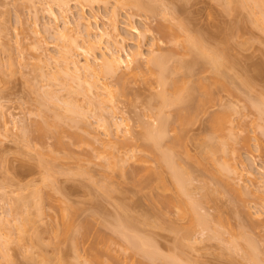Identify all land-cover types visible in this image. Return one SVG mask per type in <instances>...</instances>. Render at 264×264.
I'll list each match as a JSON object with an SVG mask.
<instances>
[{"label": "rangeland", "instance_id": "1", "mask_svg": "<svg viewBox=\"0 0 264 264\" xmlns=\"http://www.w3.org/2000/svg\"><path fill=\"white\" fill-rule=\"evenodd\" d=\"M61 1L0 0V227L3 225L0 229V237L2 238H0V241L4 242L6 237L9 238L5 240L7 241L6 244L0 243L4 252L8 254L6 258L0 254V264H6L9 258L13 264H61L63 261L67 264L66 262L70 260L68 264H75L76 261H78L77 264H86L84 259H90L91 256L88 258L90 254L87 250L88 253H85L84 249L90 236L96 232V235L101 232L102 235L99 234V236L104 237V239L108 236L107 241L109 240L108 244L112 249L110 254H113L114 257L111 260L105 257L108 261L106 262L104 254L101 253L106 264H132V262L140 264L141 262H138V260L141 258L144 261L145 256H140L139 253L141 252L138 253L137 250H132V243L129 245L130 239L127 240V242L130 241L129 243L122 239L125 236H122V232L119 233L121 229L117 226L120 223L114 218L117 213L122 211L118 212L120 208L122 209V207H119L122 201L124 207L126 204V210L135 214V216L137 215L136 217L138 215L141 217V214L148 216L149 223H144V221L142 223L141 220L143 218L145 220L146 217L141 218V222L137 220L140 219L139 217L136 218V221L132 219L134 221L132 222V228L135 226L134 223L138 221L135 229L139 232L132 230L135 233L138 232L137 237L141 234L144 236L141 237L147 242L149 239V243L151 238L153 243L151 245L157 247L156 249L162 253L157 254V256L163 257L155 256L156 258H153L154 264L155 262L156 264H172L171 261L174 264L177 259L180 260V264H183L184 261L187 264H253L249 256L247 257L248 254L243 251L244 249L240 248V245L246 248L247 243L251 241L258 248L255 247L257 250V252L255 250V253H258V255L256 254L258 257L256 260L260 259L261 263L264 264V201L261 200V198H264V119L262 118L264 116L258 112L262 116L259 117L256 108H250V104H246L249 105V108L245 105L246 100L248 101L251 97L253 99V96L259 90L264 91V78L261 80L257 76L259 79H255V76L253 82L251 81L254 86H249L250 88L246 89H243V85L240 83L243 81H241L242 78L248 77L249 79L251 75H255L256 71L259 70L258 67L264 64V29L257 25V21L255 22V19L257 20L261 16V10H263L261 8H264V6L261 8L254 7L253 9L252 5V8H250L248 4L247 9L244 6L243 9L236 6L239 9L237 10L235 7L232 8L234 3H231L230 0H142L157 8L156 11L151 6L154 8L151 11L150 6L140 7L142 9H139L124 4L123 0L100 1L91 6H85L82 2L80 4L79 0H69L68 4L64 6L60 4ZM49 6L58 14L57 18L47 12ZM179 6L180 9H178ZM172 8L175 11L177 9L180 11L182 8L184 11L182 10L183 14L181 15L184 17H181V12H176L180 17L178 15V19L174 18L175 14H170ZM113 16L120 29V39L122 40L119 45L122 46L121 53L123 56L125 55L124 49L128 53L139 52L140 55L138 61H136L137 63L132 64L134 75L131 76V79L128 76V81H130L125 89L128 90L124 94L117 93V101L115 102L117 108L112 109L109 102L105 101L99 110L97 106L95 107L97 104L93 102V99L97 92L100 91L101 93V89L91 88V91L86 90L93 78H89V75L85 76L86 79L84 77V80L89 82L84 81L83 83L82 81L80 84L83 78L77 80L66 77L60 72H56V68L59 65L61 51L64 47L66 49L67 46H69L68 48L72 53H75L78 63H85L86 55L81 47L83 48L85 44L82 35L87 26L86 22L89 21L94 26L97 25L108 30L111 24L109 21L113 20ZM247 18L251 20H248V23L246 22ZM243 19L246 20L245 26L242 25L229 30L233 24L236 27V22L237 24L244 23ZM158 20L173 25L181 20L189 26L207 28L206 30L214 34V36L211 35V37H214L210 40L211 45L224 46L222 49L225 48L223 52L227 53V60L229 61L228 66L224 69V74L229 80V83L226 82L229 87L225 84L226 87L221 88L218 83L213 86L211 95L214 98L211 97L209 100L210 102L213 101L211 103L207 101L208 103H205L207 107L204 105L205 107L201 108L203 111L197 110L198 113L194 114L193 120L191 119L190 123L184 125V132H182L183 130L180 131L184 134L181 137L180 133V138L184 139L183 141L180 139L181 142L179 140L182 144L178 143L179 145H176L175 143L174 136L179 132V128L175 123H173V128L170 126L169 129L168 126L167 129L169 130H167L166 138L163 141V146H171L173 143L177 146L173 147H176L175 154H177L174 155L176 156L174 158L175 163L183 167L182 170L189 173L187 183L189 184V190L186 188L185 193L191 195L180 194L182 197H178L195 200L194 198L199 199L203 194L206 195L205 191L213 192L212 195L210 194L213 198H208L205 201H203V198V203L200 202L201 208H198L199 214L201 213L203 216L206 214L208 220L205 219V225H202L205 227L209 225L207 228L204 226L202 228L201 224L199 226L197 223H193L190 220L192 217H189L194 215L187 216L189 214H186V216H182L174 207L167 208L160 205L161 211H164L165 214L164 219L161 220L159 216L157 217V209L153 207L150 201V196H154L155 192H149L147 187L137 186L132 182L133 177L138 175L136 174L137 171L140 174H146L152 180L153 174L151 175L150 171L156 170L162 173L165 178L164 181L168 185L167 191L160 190L163 195L166 194L169 199H174L170 195L173 196V194L179 192V188H174L171 183L169 168L161 166L162 164L157 162L154 153L150 152L147 149L148 147L145 146L147 140H143L142 135H139L141 139L137 136L139 132L143 131L144 125L146 126L148 122L156 124L155 104H157V101H151L154 97L150 96L160 90L156 74L149 69L150 63L145 62L146 60L143 58L150 57V50L154 54L170 50L174 54L168 64L176 70V59H184V61L189 62L194 57L192 54H187L181 44L174 45L166 42L167 38L165 39V37L160 40L159 35L150 28ZM66 21L73 27L70 36H73L75 44L72 39V42L66 38L60 39L56 32L67 25ZM129 25L139 26L142 35H138V32V34L132 32L129 28L127 29ZM193 26L190 27L192 30L194 29ZM228 26L230 27L228 28ZM222 28H224V32ZM225 28H228L229 31H226ZM140 30L138 29V31ZM180 33L178 32L176 36L181 39L183 35ZM154 41L157 43L153 45L152 42ZM97 43L93 49L88 50L90 54L98 55L102 52L100 47L107 43L106 37L103 38L101 43H98V46H96ZM76 44L80 48L76 47ZM86 46L85 44L84 47L86 48ZM194 66L190 79L195 80L198 77H203V75L207 77L212 75L208 67L202 64H195ZM52 72L57 74L54 76ZM176 72L171 75V78L176 77L175 79L178 78L181 81L189 80L182 69ZM246 74L247 76H245ZM109 78L106 77L105 80L110 88L113 90L116 87L119 88L116 81L111 77ZM209 79L213 80L214 76L212 75V78L209 77ZM79 84L82 85V88L78 86ZM179 84L181 83L179 82ZM68 86L70 88H67ZM51 94H54V97ZM90 97L91 102L89 101ZM98 97L105 99L104 94H100ZM71 102L77 106H70L73 105ZM67 108H70V110L67 111ZM174 109L175 107L168 106L165 113L174 114L176 110ZM222 110L226 111L228 119L224 124L225 128L222 127V133L218 132L217 134L214 131L218 130L212 129L213 126H210L209 121H211L210 118H213L211 117L212 114L217 115L223 112ZM59 112L64 115L62 113L59 115ZM101 113L102 117L100 119L98 116ZM61 115L65 116L63 122L60 121L62 119ZM67 115L70 117L69 119L66 118ZM74 117L76 120L73 119ZM41 119L44 120V123H48V126H53V129H49L48 136L43 134L42 138L40 135L38 138V134L36 137L33 136L36 134L35 122H41ZM113 119L122 122V127L126 124L125 128L129 129V132L124 134L122 128L117 129L112 125ZM49 120L54 122L50 123ZM102 120H104V123L107 122L106 125L110 122V125L105 126ZM66 121L70 123L66 124ZM32 132H35V134ZM55 133L59 134L61 140L57 138L58 134L57 136L54 135ZM71 133L76 135L75 139L83 137L76 140L73 138L76 141L73 143L71 138L75 135ZM224 133H226V137L228 136L227 138ZM221 134L223 135L221 136ZM53 135L56 137L55 139H53ZM242 136L249 137L248 153L239 150ZM172 139L174 140L173 143ZM218 139L220 141L223 139L225 143L227 141L228 145H224V142L221 143ZM218 143L224 145L227 152H223L222 150L225 148ZM218 145L221 149L217 148ZM56 146H59L60 149ZM232 151L235 152L232 153ZM110 153L115 154L117 158L124 157L127 159L128 155L131 156H128V160L124 159L126 162L119 158L122 167L117 164L114 168L116 169L118 166L120 169L109 171L107 169L109 167L106 168L105 163L109 160L110 156L108 155ZM229 155L232 157L230 158ZM140 157L144 160H140ZM244 159L247 162L243 161L246 163V169L251 171L252 175L244 171V168L241 169V160ZM111 161L113 162L112 157ZM230 165H232L231 167L234 166L237 171L235 169V171H231L233 169L231 167H229L231 170L226 171L228 169L226 166ZM221 166L226 167H224V171L220 169L221 174L226 171V175L222 174L225 176L220 181L221 177L219 176L221 175L218 169L222 168ZM79 170H81V173ZM132 170L136 172V175L133 176L132 172L130 174ZM216 174H219V176ZM105 175H107V178L109 175V179L105 178ZM131 176L133 177L131 178ZM216 176L219 177L218 182ZM45 180L46 182L48 180L49 183L47 182V184L51 183L49 185L52 186L51 188L44 185ZM154 181H156L155 177ZM103 185L108 186L103 187ZM108 187L109 190L112 189L111 192ZM36 188L42 189L39 190L41 196L49 197L50 195L49 199H47L48 197L45 199L44 197L39 198V203H41V205L38 203L39 208L34 205L36 202L28 201L34 200L32 196H34L33 192ZM105 188L109 193L105 194ZM45 189L48 195H45L47 193L44 194ZM236 191L240 193L238 194L239 198L237 197L238 192L235 195ZM210 195H206L205 198L210 197ZM63 206V210L67 207V213L72 214L70 217L74 221L73 228L84 230L83 227L85 226V234L90 235L83 237V239L86 237L87 243L85 240L84 243L79 240L83 235H79L76 239V242L79 240L78 250H82L81 252L78 250L77 252L73 251L72 242H74V239L61 240L64 238L58 233L62 230L60 224L63 220L59 211ZM121 217L116 218L121 220ZM217 217H220L221 221H217ZM209 220L211 223H209ZM207 223L208 225H206ZM75 225L78 228H75ZM210 225L211 228H214V231L213 228H210ZM57 227H60L61 230ZM16 228H18V231ZM242 228L244 234L241 232ZM56 230L59 231L56 232ZM4 232L7 236L4 235ZM53 232H55L54 235ZM73 232H70L69 238H72ZM214 232H220V234L217 233V236ZM2 235L5 237L4 239ZM18 237L23 238H19V241ZM235 241L240 245H237L238 243ZM234 243L235 245H233ZM79 244L81 249H79ZM1 250L2 248L0 253L3 252ZM75 252L76 254H74ZM79 252L81 255H79ZM81 256H87V258H81ZM165 256L173 257L175 260H172L173 258L167 260L164 258ZM62 257L66 259L64 260ZM145 259L150 260V258ZM149 264L153 263L149 262Z\"/></svg>", "mask_w": 264, "mask_h": 264}, {"label": "bare ground", "instance_id": "2", "mask_svg": "<svg viewBox=\"0 0 264 264\" xmlns=\"http://www.w3.org/2000/svg\"><path fill=\"white\" fill-rule=\"evenodd\" d=\"M68 1L69 0H62L61 2H60V4L61 5H67L68 4ZM80 2V4H81V2H82V4L84 5L85 4V6L86 5H89V6H91V5H93L94 3L96 4V2L97 3H99L100 1H102V2H104V1H106V0H79ZM124 2V4H128V5H130V6H135V7H137V8H139V9H142L143 7H149V8H152V7H154V5H149V4H147V3H145V2H143L142 0V2L140 1V0H123ZM231 1V3H234L233 4V6H232V8H239L240 9V7H242L241 9H243V6L247 9L248 7H247V5L249 4L250 6V8H252L253 7V9H254V7L256 8V7H259V8H261V7H263L264 6V0H230ZM148 5V6H147ZM251 5H252V7H251ZM152 6V7H151ZM237 6V7H236ZM50 7V6H49ZM140 7H142V8H140ZM183 7V6H182ZM155 8V7H154ZM154 8H152L151 9V11L152 10H154ZM237 8V10H239ZM250 8H249V10H250ZM157 8H155V10H156ZM178 9H180V6H179V8ZM177 9V10H178ZM261 9H263L264 10V8H261ZM144 10V9H143ZM147 10V9H146ZM175 11V9H173L172 8V10H171V13L170 14H175V16L174 15H172V16H174V18H177L178 17V15H177V13H180V15L181 14H183V9L181 8V10L179 11ZM183 10V11H182ZM263 10H261V16L259 17V19H255V22L257 23V25L259 26V27H261V28H263L264 29V11ZM157 11V10H156ZM166 11V10H165ZM167 11H169L170 12V10L169 9H167ZM173 11V12H172ZM175 11V12H174ZM251 11H252V9H251ZM47 12L50 14V15H52L54 18H57L58 17V14L56 13V12H54L53 11V8H47ZM177 12V13H176ZM185 12H186V9H185ZM155 13V12H154ZM185 14V13H184ZM177 15V16H176ZM180 15H179V17H180ZM183 15H181V17H182ZM178 17V18H179ZM184 17V16H183ZM177 18V19H178ZM244 20V23L242 22V20H240L242 23H239V24H237V22H236V27L234 26V24H233V26L231 27V29H229V30H232V28H238V26H242V25H246V22L248 23L249 21H251L249 18H247L246 20L245 19H243ZM249 20V21H248ZM240 21H238V22H240ZM246 21V22H245ZM109 22H111V24H110V27H109V29L107 30V29H104V28H100V27H98L97 25H92L89 21H87L86 22V29H85V31H84V34L83 33H81V34H83L82 36H83V41L85 42V44L88 46H86V48L84 47L85 46V44H84V46H83V48L81 47V50L83 51V53L86 55V58H85V63H83V64H80V63H78V61L76 60V58H75V53H72L71 52V50L68 48L69 46H67L66 47V49H65V47L63 48V50L61 51V55H60V59H59V62H58V60H57V62L59 63V65H58V70H57V68H56V72H60V74H63V75H65L66 77H71V78H75V79H77V80H81L82 78H83V80H81L80 81V84H81V82L83 81V83H84V77L86 76H88L89 75V78L91 77V78H93V80H92V82H90L89 83V85L86 87V88H88V89H86V88H83V89H86L87 91H91L90 89L91 88H99V89H101V93H100V91L99 92H97L96 93V95H95V97H94V101L93 102H96V104L97 105H95V107L97 106V109H99L100 110V108L102 107V103L103 102H109V104H110V106H111V108L112 109H116L117 108V106H116V104H115V102L117 101V93L118 94H124L127 90H125L126 88H127V84L129 83V81H128V76H129V78L131 79V76L133 77V69H134V67L132 66V64L133 63H135L136 61H138V58H139V55H140V53L139 52H133V53H128V52H126L125 51V49H124V53H125V55L123 56V54L121 53V48H122V46H120L119 44L121 43V40L122 39H120V29H119V27H118V25H117V23H116V21H115V17L113 16V20H110ZM253 22V21H252ZM66 24L67 25H65V26H63L62 27V29L60 28V30H58V28H57V30L58 31H56V29H55V31L58 33V36H59V38L60 39H68V40H70L71 41V39H72V41L74 42V44H75V40H73V36H72V38H71V36H70V31H71V29L73 28L71 25H69V22H67L66 21ZM194 25H196V24H194ZM244 25V26H245ZM193 26V25H192ZM192 26H189L188 24H185V22H183V21H181V20H179V23L177 22L176 24H171V23H164L163 21L162 22H160L159 20L157 21V23L154 25V26H152V27H150L153 31H155V33L156 34H158L159 35V37H160V40H161V38H163L164 39V37H165V39H166V42H169V43H172V44H174V45H178V44H181L182 45V47H183V49H185L187 52V54L189 53L190 55L192 54V56H194V57H192L193 58V60H190L189 62H187V61H184V59H176V67H177V69L175 70V69H173L172 68V66L171 65H169L168 63L170 62V59H171V56L174 54L173 52H171L170 50H167V51H164V52H158V53H155L154 54V52L152 53V50H150L151 51V53H149L150 54V57H147V58H143L144 60H146L145 62H147L148 64L150 63V67H149V69H151V71L153 70V72L156 74V78H157V84H158V86H160V90L157 92H155L156 94H151L152 96H150V97H154L153 99H151V101L152 100H155V101H157V104H155L156 106H155V108H156V114H155V121H156V124H153V123H147L146 124V126L144 125V127H143V131H141V132H139V134L137 135V136H141V138H143V140H147L146 142H145V146H147V147H145V148H147L150 152H153L154 153V155L156 156H154L155 158H156V160H157V162H159V163H161L160 165L161 166H167L168 168H169V170H170V175H171V183L173 184V186H174V188H179L178 190H179V192H176L175 194H173V196H171L170 195V197H173L174 199H169V197L168 196H166V194H164L163 195V192L161 193V191H167V189H168V185H166V182L164 181L165 180V178H164V176L162 175V173L160 172V171H156V170H151L150 171V174L152 175L153 174V178H152V180H151V178H149V177H147V175L146 174H140L138 171H137V173L136 172H134L133 170L132 171H130V174H131V172L133 173V176L134 175H136V174H138V175H136V176H131V178L133 177V181L132 182H134V184H136L137 186H145V187H147L148 188V190H149V192H155V195L154 196H150V201H151V204L153 205V207L155 208V209H157V212H158V214H157V217L159 216L160 218H161V220H163L164 219V217H165V214H164V211H161V209H160V205H162L163 207L165 206V207H167V208H170V207H174V208H177V211L182 215V216H186V214H189V215H187V216H190V215H194V216H190L189 218H191L192 217V219H190L191 221H193V223L195 222V224L197 223V225H199L200 226V224H201V227L202 226H204L205 225V219L207 218L205 215L203 216V215H201V213L199 214L198 213V208L200 209L201 208V204L203 203V201H205L206 199H208V198H213L211 195H212V193L213 192H210V191H208V192H210V193H208L207 191H205L204 193L206 194V195H210V197L209 196H207V198H205V196L206 195H202L201 196V198L199 197V199L198 198H194L195 200H192V198H187L186 199V197H185V199H181L180 197H178V196H181L182 197V195L183 194H186L185 193V189L187 188V190H189L188 188H189V184H187L188 183V180H189V178H188V176H189V173L187 172V171H185V170H182V169H184L183 167H180L179 165H177V163H175V157L176 156H174V155H177V154H175L176 153V145H179L180 144V142H181V140L183 141L184 139L182 138H180V133H181V137H183L184 136V134L182 133V132H184V125H187V123H190L193 119V117H194V114L196 115V113H198V111H200V110H202L203 109V106L205 105V103H208V102H210L209 100L211 99V97H212V88H213V86H215L216 85V83H218L219 84V86L221 85V88H225L226 87V85L225 84H227L226 82H228L229 80H228V78L225 76V74H224V69H225V67H227L228 65V63H229V61L227 60L228 58H227V53L226 52H223V51H225V48H224V50L222 49V47H224V46H220V45H218V44H213V45H211V42H210V40L212 39V38H214V37H211V35H213L214 36V34H212L211 33V31H208V30H206L205 28H203V27H197V26H193V30L191 29L192 28ZM231 26V25H230ZM230 26H228V28L230 27ZM243 26V27H244ZM138 27V29L140 30V28H139V26H137ZM137 27L135 26V25H129V26H127V29L129 28V30H131L132 32H135L136 34H138V35H142V34H140V32H141V30L140 31H138V29H137ZM191 27V28H190ZM195 27H196V29H195ZM228 28L226 29V31L228 30ZM239 28H241V27H239ZM146 30V29H145ZM148 30V29H147ZM177 32H176V31ZM220 30V29H219ZM224 30V28H222V31ZM228 30V31H229ZM130 31V32H131ZM175 31V32H174ZM221 31V30H220ZM138 32V33H137ZM143 32H145V31H143ZM178 32L180 33V32H182V33H180V34H182L183 36H182V38L180 39L178 36H176V34L178 35ZM210 32V33H209ZM224 32V31H223ZM36 34H38V32H36ZM145 34V33H144ZM179 34V35H180ZM123 36V35H122ZM106 37V44L102 47H100V49H102V52H100L98 55H94L93 53L92 54H90L89 53V51L88 50H91V49H93L94 48V45L98 42H100L101 43V41L103 40V38H105ZM156 37V36H155ZM154 37V38H155ZM180 39H178V38ZM210 37V38H209ZM43 38V37H42ZM125 38V37H124ZM153 38V39H154ZM177 38V39H176ZM75 39V38H74ZM162 39V40H163ZM65 41V40H64ZM71 41V42H72ZM159 41V40H158ZM164 42H165V40H163ZM66 42V41H65ZM70 42V43H71ZM161 42V41H160ZM69 43V42H68ZM97 43V45L96 46H98L99 44ZM157 42L156 41H154V42H152V44L154 45V44H156ZM62 44H63V42H62ZM66 44V43H65ZM72 44V43H71ZM152 45V46H153ZM76 47H79V45H77L76 44ZM70 48H71V46H70ZM80 48V47H79ZM85 48V49H84ZM91 48V49H90ZM123 49H122V51H123ZM92 57V58H91ZM180 58V57H179ZM57 63V64H58ZM137 63V62H136ZM195 64H202V65H204V66H206V67H208L210 70H211V74L214 76V79L212 80H210L209 79V77L210 78H212V75H210V76H204L203 75V77H198V79H195V80H192V79H190V77L192 76V74H193V67H195L194 65ZM174 66V65H173ZM197 66V65H196ZM153 67V68H152ZM260 67V68H259ZM258 67V71H256V73H255V75L253 74V75H251V78H249L248 79V77H244L245 79H241V81L242 82H240V83H242V85H243V89L245 88H248L249 86L250 87H253L254 86V83H251V81L253 82V80H254V77H255V79L257 78V79H263L264 78V64H263V66H259ZM172 68V69H171ZM205 68V67H204ZM183 70V72L185 71V74H187V76H188V78H189V80H187V81H181V79H175L176 77H172L171 78V75L172 74H174L177 70ZM207 69V68H206ZM125 70V71H124ZM126 70H127V72H128V74H126L127 72H126ZM194 72H195V70H194ZM177 73V72H176ZM52 74L55 76L56 74L55 73H53L52 72ZM51 74V75H52ZM227 75V74H226ZM245 76H247V74L245 75ZM249 76V75H248ZM259 78H258V77ZM86 77H85V79H86ZM106 77H111L112 79H114V81H116V84H117V86H119V88H115L114 90L113 89H111L110 88V86H109V84L107 83V81L105 80L106 79ZM116 78V79H115ZM227 78V79H226ZM110 79V78H109ZM172 79H174V80H172ZM252 79V80H251ZM227 80V81H226ZM109 81V80H108ZM85 82H89V81H85ZM179 82L181 83V84H179ZM229 83V82H228ZM80 84L78 85V86H80ZM229 84H227V87H229L228 86ZM252 85V86H251ZM82 86V85H81ZM80 86V87H81ZM223 86V87H222ZM225 86V87H224ZM249 87V88H250ZM67 88H70V86H68ZM82 88V87H81ZM103 91V92H102ZM246 91V90H245ZM258 91V90H257ZM263 90H259L257 93H255V95L253 96V99L255 98V100H253L252 99V97L251 98H249V100L248 101H250V99H252V101H253V103H252V101H250L249 103H247L248 101L246 100V103H245V105L246 104H250L251 106H249L250 108H252L253 107V109L254 108H256L257 110V114H258V112H260L261 114H263V116H264V91L262 92ZM70 92H71V90H70ZM247 92V91H246ZM245 92V93H246ZM197 93V94H196ZM259 93V94H258ZM49 94V93H48ZM100 94H104V96H105V99H103V98H99L98 97V95H100ZM136 94V93H135ZM247 94V93H246ZM54 94H51V96L52 97H54L53 96ZM198 95V96H197ZM257 95V96H256ZM49 96V95H48ZM47 96V97H48ZM256 96V97H255ZM50 97V96H49ZM48 97V99H50L51 100V98H49ZM246 98H247V96H245ZM89 98V97H88ZM212 98H214V97H212ZM91 97H90V99H89V101L91 102ZM150 100V99H149ZM150 101V102H151ZM208 101V102H207ZM213 101V100H212ZM211 101V102H212ZM154 102V101H153ZM210 102V103H211ZM72 103V102H71ZM89 103V102H88ZM155 103V102H154ZM209 103V104H210ZM73 104V103H72ZM90 104V103H89ZM74 105V106H73ZM73 105H70V106H72V107H76L77 105L76 104H73ZM207 105V104H206ZM205 105V106H206ZM100 106V107H99ZM175 107V113L174 114H166L165 112V110H166V108L167 107ZM204 106V107H205ZM247 106V105H246ZM247 106V107H248ZM94 107V108H95ZM207 107V106H206ZM246 107V108H247ZM248 107V108H249ZM93 108V107H92ZM202 108V109H201ZM231 108V107H230ZM229 108V109H230ZM68 110H70V108H67V111ZM169 110V109H168ZM167 110V111H168ZM198 110V111H197ZM206 110V109H205ZM203 111V110H202ZM223 112H217V113H219V114H217V115H214V114H212V116L211 117H213V118H210L211 119V121H209V124H210V126H213V127H211L212 129L213 128H215L216 130H218V131H214V132H217V134H218V132H220V133H222V130L225 128L224 126V124H225V122H226V120L228 119V115H227V113H226V111H224V110H222ZM228 111V110H227ZM207 112H208V110H207ZM62 113V112H61ZM60 112H59V115L61 114ZM214 113V112H213ZM259 113V114H260ZM63 114V113H62ZM258 114V115H259ZM55 115V114H54ZM64 115V114H63ZM99 115V114H98ZM207 115V114H206ZM214 115V116H213ZM62 116V115H61ZM58 117V116H57ZM100 117V119H101V117H102V113L100 114V116H98V118ZM227 117V118H226ZM259 117H262L261 115H259ZM54 118V117H53ZM65 118V116L63 117L62 116V119H60V121L62 120V122L65 120L64 119ZM66 118H70L68 115L66 116ZM263 119H264V117H262ZM44 119V118H43ZM49 119V118H48ZM55 119V118H54ZM64 119V120H63ZM67 119V120H68ZM73 119H75V117L73 118ZM192 119V120H191ZM262 119V120H263ZM42 120V119H41ZM50 120H52V119H50ZM50 120H49V122H50ZM76 120V119H75ZM77 120H79V119H77ZM209 120V119H208ZM261 120V121H262ZM44 120H42L41 122H39V121H37V123L35 122V132H36V134H35V132L33 133V134H35V135H33V136H35L36 137V135H37V137L39 138V135L41 136V138H42V135L44 134V135H47V132H49V129L50 128H52L51 126H48L49 124L48 123H44L43 122ZM59 121V120H58ZM99 121V120H98ZM103 122L102 123H104V120H102ZM113 122H112V125H114L115 127H117V129H119V128H122V131H123V133L124 134H126L127 132H129V129H127V128H125V126H126V124L122 127V122H119V121H115L114 119L112 120ZM39 122V123H38ZM52 122H54V121H52ZM52 122H50V123H52ZM62 122H61V124H62ZM69 122V121H68ZM67 121H66V124L68 123ZM72 122V121H71ZM211 122V123H210ZM70 123V122H69ZM77 123V122H76ZM75 123V124H76ZM100 124H101V122H99ZM105 123H107L106 121H105ZM104 123V124H105ZM110 123V122H109ZM108 123V125H106L105 124V126H109L110 124ZM172 123V124H171ZM173 123H175V124H177V126H178V130H179V132L178 133H176V135L174 136L175 138H174V140H175V143H176V145L173 143V139H172V143L173 144H171V146L169 145H167V146H163V141L165 140V138H166V132H167V130H169L170 129V126L172 127L173 126ZM34 124V123H33ZM74 124V123H73ZM104 124L102 125L103 127H104ZM171 124V125H170ZM53 125V124H52ZM58 125V124H57ZM60 125V124H59ZM63 125H65V124H63ZM70 125V124H69ZM66 126V125H65ZM80 126V125H79ZM168 126H169V129H167L168 128ZM56 127V126H55ZM54 127V128H55ZM63 127V126H62ZM71 127V126H70ZM222 127H223V129H222ZM65 128V127H64ZM73 128V127H72ZM77 128V127H76ZM75 128V130H77ZM173 128V127H172ZM171 128V129H172ZM53 129V128H52ZM56 129V128H55ZM60 129V128H59ZM63 129V128H62ZM74 129V128H73ZM28 130H30V129H28ZM61 130V129H60ZM65 130V129H64ZM183 130V131H182ZM221 130V131H220ZM27 131V130H26ZM32 131V130H31ZM53 131V130H52ZM55 131V130H54ZM56 131H57V129H56ZM180 131H182V132H180ZM30 132V131H29ZM58 132H59V130H58ZM65 132V131H64ZM70 132H73V131H70ZM70 132H69V134H70ZM78 132V131H77ZM75 133V132H74ZM58 134V133H57ZM57 134L55 133L54 135L55 136H57ZM60 134H61V132H60ZM71 134H73V133H71ZM76 134V133H75ZM75 134H73V135H75ZM183 134V135H182ZM54 135H53V137H54ZM82 135V134H81ZM223 134H221V136H222ZM26 136V135H25ZM48 136V135H47ZM71 136V135H70ZM78 136V135H77ZM140 136H139V138H140ZM224 136L226 137V133H224ZM245 136H247V135H245ZM245 136H242L243 138H241L242 140L240 141L241 142V145H240V149L239 150H243L245 153H248L249 152V141H248V138L247 137H245ZM43 137H46V136H43ZM74 137H76V135L75 136H72V141H73V143H74V141L76 140V139H80L81 137H83V136H81L80 138H74ZM129 137H130V135H129ZM136 137V136H135ZM228 137V136H227ZM226 137V138H227ZM40 138V139H41ZM56 137H54L53 139H55ZM57 138H59L60 140H61V137H59V134H58V136H57ZM75 140H74V139ZM85 138V137H84ZM140 138V139H141ZM220 138V137H219ZM221 138H223L224 140H226L224 137H221ZM59 139H57V141L59 140ZM168 139V138H167ZM181 139V140H180ZM221 140L220 141V139H218V141L219 142H221V143H223L224 142V140ZM60 140H59V142H60ZM84 140V139H83ZM179 140H180V142H179ZM72 141H70V142H72ZM177 141V142H176ZM56 142V141H55ZM54 142V143H55ZM65 142V141H64ZM76 142V141H75ZM78 142V141H77ZM57 143V142H56ZM67 143V142H66ZM179 143V144H178ZM182 144V143H181ZM180 144V145H181ZM219 144V143H218ZM55 145V144H54ZM57 145V144H56ZM67 145V144H66ZM166 145V144H165ZM214 145V144H213ZM220 146L222 145V144H219ZM219 145L217 146V148L219 147ZM224 145H228V142L226 141V143L224 142ZM224 145H222L221 147H223V148H225L224 147ZM112 146V145H111ZM174 146H176L175 148H173ZM56 147H58L59 148V146H56ZM55 147V148H56ZM66 147V146H65ZM214 147V146H213ZM220 148V147H219ZM60 149V148H59ZM175 149V150H174ZM221 149V148H220ZM226 149V148H225ZM225 149H223L222 151L224 152H227V149L225 150ZM65 150V149H64ZM233 150V149H232ZM229 152H231V150H229ZM235 152V151H234ZM233 151H232V153H234ZM112 153H114V152H112ZM112 153H110L108 156H110L108 159V161H106L107 163H105V167L107 168V167H109V168H107V169H109V171L110 170H116V169H120V168H118V166L116 167V169L114 168L117 164H120L119 166L120 167H122L121 166V160L124 162L125 160L124 159H126V158H124V157H118L117 158V156L115 155V154H113L112 155ZM232 153H231V155H232ZM229 154V153H228ZM128 155V154H127ZM126 156V155H125ZM128 156H131V155H128ZM127 156V159L126 160H128L129 159V157ZM248 156V155H247ZM111 157L113 158V162L111 161L110 162V159H111ZM229 157H230V155H229ZM232 157V156H231ZM230 157V158H231ZM121 160H120V159ZM117 159V160H116ZM140 160H144V158H142V157H140L139 158ZM234 159V158H233ZM120 160V161H119ZM116 161H118V162H116ZM242 162H241V166L240 167H242L241 169H245L244 171H246L249 175H252V173H251V171H249V170H247L246 168V160L244 159V160H241ZM246 162V163H244V162ZM126 162V161H125ZM225 164L227 163V162H224ZM228 164V163H227ZM108 165V166H107ZM222 165H223V163H222ZM232 165H230V166H226V167H228V169H226V171L227 170H231V168H233L231 171H233L235 168H234V166L233 167H231ZM222 167V166H221ZM225 167V166H224ZM224 167H222V168H219L218 170L220 171V169L221 170H223L224 171V169L226 168H224ZM229 167H231V168H229ZM218 170L216 171V173L218 172ZM236 170V169H235ZM234 170V171H235ZM222 171V172H223ZM226 171H225V173L223 172L222 174H225L226 175ZM237 171V170H236ZM79 172L81 173V170H79ZM229 172V171H228ZM136 173V174H135ZM220 173V175L221 176H219V174H216L217 176H219V177H221L220 179H219V177H215L216 178V180L217 179H219L220 181L222 180V177H224L222 174H221V171L219 172ZM140 174V175H139ZM107 175H105V178H107L106 177ZM154 177H155V179H156V181H154ZM44 179H46V178H44ZM107 179H109V175H108V178ZM51 180V179H50ZM49 180V181H50ZM219 180H217V182L219 181ZM154 181V182H153ZM47 182H48V180H47ZM47 182H46V180L43 182L44 183V185L45 186H49V185H51V183L50 184H47ZM47 185H46V184ZM49 183V182H48ZM188 185V186H187ZM106 186H108V185H103V187H106ZM52 187V186H51ZM50 186H49V188H51ZM43 188V187H42ZM37 189V190H36ZM36 189H34L35 191L33 192L34 193V196H32V197H34L33 199L35 200L36 199V201H32V200H28V201H31L32 203L33 202H36L34 205H36V208H39V205H38V203H39V201H40V199H42L44 196H41V193H40V191L42 190H40V188L38 189V188H36ZM46 189H47V187H46ZM46 189H45V191H44V194L45 193H47V191H46ZM107 188H105V190H106ZM40 190V191H39ZM48 190V189H47ZM108 190H109V187H108ZM111 190L112 189H110L109 191L111 192ZM161 190V191H160ZM177 190V191H178ZM251 190V189H250ZM42 191V192H43ZM50 191V190H49ZM160 191V192H159ZM251 191H253V190H251ZM188 192V191H187ZM238 191H236L235 192V195H236V193H237ZM107 193H109L107 190H106V193L105 194H107ZM160 193L162 194V196L160 195ZM43 194V193H42ZM43 194V195H44ZM180 194H182V195H180ZM188 194V193H187ZM186 194V195H187ZM190 194V193H189ZM188 194V195H189ZM238 194H240L239 192L237 193V197L239 196ZM33 195V194H32ZM35 195L37 196L36 198H35ZM45 195H48V193L47 194H45ZM187 195V196H188ZM191 195V194H190ZM166 197V199H165V197ZM46 197H48V196H46ZM46 197H44V199L46 198ZM49 197H50V195H49ZM49 197L47 198V199H49ZM184 197V196H183ZM191 197V196H190ZM240 197V196H239ZM238 197V198H239ZM40 198V199H39ZM204 198V200L202 201V199ZM43 199V200H44ZM198 201H197V200ZM261 200L262 201H264V198L262 199L261 198ZM202 201V202H201ZM200 202H201V204H200ZM29 203V202H28ZM40 205H41V203H39ZM20 205V204H19ZM34 205H31V206H34ZM18 206V205H17ZM67 206V205H66ZM70 206V205H69ZM119 207H122V209L120 208L119 210H118V212L120 211V210H122V211H120L119 213H117L115 216L116 217H121V220H117V218L116 217H114L115 218V220L118 222V223H120L117 227H119L118 229L120 230V232L119 233H121L122 234V236L124 235L125 237H122L120 234V236L122 237V239L123 240H125L126 241V243H129L130 241V243H129V245L131 244V245H133V247H132V250L134 249V251H136V252H141V253H139V254H141L140 256H145L144 257V261H142L141 260V258L138 260V262H141L142 264H145V263H147V261L148 260H146L145 258H150V260L148 261V263L147 264H149V262H152L153 264H154V262H153V260L156 258L155 256H157V254H162V253H160L159 252V250L158 249H156L155 248V246L153 247L152 245H151V243H152V241H151V238H150V243H149V239H148V242H147V240H145L144 238H142V237H144V236H142L140 233V235H139V237H137L138 236V230L137 229H135V228H137V222H135L134 224H135V226L132 228V222H134V221H132V219H134L135 221H136V218H140V219H137V220H141V218H143V217H146L145 215L146 214H141V217L138 215V217H136L135 216V214H132V213H130V211H128V210H126V204H125V207H124V203H123V201L121 202V205H119ZM14 208H16V207H14ZM17 208H19V207H17ZM16 208V209H17ZM35 208V209H36ZM70 208V207H69ZM61 209V208H60ZM64 209V206L62 207V209L59 211V213H61V219L63 220V222H62V224H60V226H62V230L60 229V227L58 228V229H60L61 231L60 232H58L59 233V235H61V237H63L64 239H61V237H60V239L61 240H68V239H74V242H72V248L74 249H72L73 251H76L77 252V250H78V241L80 240V241H82L83 243H84V240H85V238L83 239V237L87 234H85V224L84 223H82V224H84L83 226V228H84V230H81V229H78V230H76V229H74L73 228V226H74V221L72 220V217H70V215L72 216V214H70L69 215V213H67L68 212V210H67V207H65V210H63ZM73 209V208H72ZM21 210V209H20ZM20 210H15V211H20ZM39 210V209H38ZM41 210V209H40ZM70 210H71V208H70ZM21 212V211H20ZM71 212V211H70ZM200 212V211H199ZM39 213V212H38ZM71 213H73V212H71ZM20 214V213H19ZM132 214V215H131ZM119 215H121V216H119ZM142 215H144V216H142ZM75 216V215H74ZM135 216V217H134ZM209 216V215H208ZM218 216H220V215H218ZM59 217V218H60ZM148 217V216H147ZM147 217L145 218V220H141L142 221V223H143V221H144V223H147L148 221L150 222V220H149V218L147 219ZM74 218V217H73ZM118 218V219H119ZM218 218V220L217 221H219L221 218L220 217H217ZM216 218V219H217ZM220 218V219H219ZM61 219H60V221H61ZM194 219V220H193ZM210 219V218H209ZM208 219H206V221H207ZM210 220H212V219H210ZM209 220V223H211V221ZM120 221V222H119ZM140 221V222H141ZM146 221V222H145ZM221 221V220H220ZM1 222V221H0ZM88 222H90V221H88ZM116 222V223H117ZM148 222V223H149ZM60 223V222H59ZM112 223H114V222H112ZM192 223V222H191ZM220 223V222H219ZM23 224V223H22ZM79 224V223H78ZM89 224V223H88ZM202 224H204V225H202ZM206 225H208V223L206 224ZM2 227H3V225H1ZM24 226V225H23ZM23 226H21V227H23ZM76 226V225H75ZM242 226V225H241ZM2 227H0V229L2 228ZM82 227V226H81ZM115 227V226H114ZM205 227V226H204ZM207 227H209V225L208 226H206L205 228H207ZM215 227V226H214ZM244 227V226H243ZM25 228V227H24ZM75 228H78L77 226L75 227ZM80 228V227H79ZM88 228V227H87ZM203 228V227H202ZM210 228H211V225H210ZM213 228V227H212ZM211 228V229H212ZM218 228V227H217ZM241 228V227H240ZM5 229V228H4ZM18 228H16V230H17ZM22 229V231H24L23 230V228H21ZM74 229V230H73ZM137 230L138 232H136L135 233V231H133V230ZM94 230V229H93ZM1 231V230H0ZM18 231V230H17ZM57 231H59V230H56V232ZM71 231H74L72 234V238H69L70 236V232ZM87 231V230H86ZM97 231V230H96ZM213 231H214V228H213ZM212 231V232H213ZM216 231V230H215ZM218 231H219V229H218ZM244 229L242 228V233L244 234ZM21 233H23V232H21ZM54 233L55 232H53V235H54ZM97 233V232H96ZM96 233L95 234H92V232H91V234H92V236H90L89 234V236H90V239H88V243H87V239L85 240L86 241V243H87V245L85 246L86 248L84 249L85 250V253H88V254H90V255H88V258L90 257V259H84V260H86L85 261V263L86 264H95V263H97V264H106L105 263V257L106 258H110L109 260H111V258H113L114 256H113V254H110V252L112 251V249H110L111 247H109V244H108V241H107V237L108 236H106L105 237V239H104V237H101V236H99V234L101 233V232H99L98 233V235H96ZM215 233V235L217 234V233H219L220 234V232H214ZM7 234V233H6ZM19 234V233H18ZM137 234V235H136ZM4 235H5V232H4ZM24 235V234H23ZM79 235H83V236H81L82 238L81 239H79L77 242H76V239L78 238V236ZM88 235H86L87 237H88ZM100 235H102V234H100ZM214 235V236H215ZM1 236V235H0ZM5 236H7V235H5ZM58 236V235H57ZM142 236V237H141ZM217 236H218V234H217ZM2 237H3V239L5 238L3 235H2ZM1 238V237H0ZM17 238V237H16ZM19 238H23V237H18V240H19ZM57 238V237H56ZM68 238V239H67ZM80 238V237H79ZM127 238V239H126ZM2 239V238H1ZM6 239L8 240L9 238L8 237H6ZM6 239H4V242L3 241H0V243H2V244H6L5 242H7V241H5ZM128 239H130V241H128L127 242V240ZM146 239H147V237H146ZM251 240V239H250ZM20 241V240H19ZM111 242V241H110ZM235 242H237V241H235ZM252 242V241H251ZM251 242H248L247 243V247L245 248V247H242V245H240L238 242V244L237 245H240V248L241 249H244L243 251H245L246 253L245 254H248L247 255V257L249 256V259H251L252 260V262H251V260H250V262L251 263H253V264H255V263H257V261H258V263H260V264H262L261 263V260L260 259H258V260H256L258 257H257V255H258V253H255V247H256V245L254 246L253 244H254V242H253V244L251 243ZM80 244H82V243H80ZM80 244H79V249H81L80 247ZM111 244V243H110ZM153 244V243H152ZM233 245H235V243L233 244ZM236 245V246H237ZM84 246V245H83ZM111 246V245H110ZM246 246V245H245ZM1 248H2V250L1 251H3L2 253H0V254H2V256L3 257H7L8 256V254L6 253V252H4V249H3V247L2 246H0ZM130 247V246H129ZM0 248V249H1ZM84 248V247H83ZM154 248V249H153ZM257 248V247H256ZM258 249V248H257ZM86 250L88 251V252H86ZM130 250H131V248H130ZM78 251H82V250H78ZM158 252V253H156V252ZM76 252L74 253V254H76ZM79 252V253H80ZM135 252V253H136ZM256 252H257V250H256ZM101 253L102 254H104V259L105 260H103V256L101 255ZM113 253V252H112ZM137 253V254H138ZM78 254V253H77ZM106 254V255H105ZM137 254H135V255H137ZM257 254V255H256ZM79 255H81V253L79 254ZM78 255V256H79ZM84 255V254H83ZM87 255V254H86ZM108 255H110L109 257H108ZM112 255V256H111ZM139 256V255H138ZM160 255H158L157 257H159ZM9 257H10V254H9ZM65 257V256H64ZM80 257V256H79ZM84 257V256H83ZM82 256H81V258H83ZM143 257H142V259H143ZM155 257V258H154ZM161 257H163V256H161ZM161 257H159V258H161ZM168 257V258H167ZM63 258V257H62ZM75 258H76V256H75ZM84 258H87V256L86 257H84ZM154 258V259H153ZM165 259H167V260H169V258L170 259H172L173 257H169V256H165L164 257ZM64 259V258H63ZM66 259V258H65ZM64 259V260H65ZM77 259H78V257H77ZM115 259V258H114ZM152 259V260H151ZM177 259V258H176ZM182 259V258H181ZM11 259L9 258L8 260H7V262H6V264H13V263H11L12 262V260L10 261ZM81 260V259H80ZM83 259H82V261H84ZM172 260H175L174 258L172 259ZM61 261V260H60ZM71 261V260H70ZM70 261H67L66 263L68 264ZM134 261V260H133ZM146 261V262H145ZM156 261V260H155ZM14 262V261H13ZM76 262H78V261H76ZM75 262V264H77ZM106 262H108L107 260H106ZM179 262V263H178ZM182 262V261H181ZM255 262V263H254ZM71 263H73V262H71ZM84 263V262H83ZM140 263V264H141ZM170 263H172L173 264V262L171 261ZM183 264H187V262H182ZM257 263V264H258ZM17 264V263H16ZM61 264H65L64 263V261H63V263H61ZM74 264V263H73ZM132 264H134V262H132ZM155 264H156V262H155ZM174 264H180V260L179 259H177V262L176 261H174Z\"/></svg>", "mask_w": 264, "mask_h": 264}]
</instances>
